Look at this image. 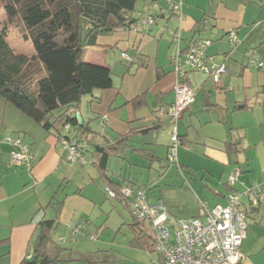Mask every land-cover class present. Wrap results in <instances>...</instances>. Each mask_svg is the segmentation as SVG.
<instances>
[{
    "label": "crops",
    "instance_id": "obj_1",
    "mask_svg": "<svg viewBox=\"0 0 264 264\" xmlns=\"http://www.w3.org/2000/svg\"><path fill=\"white\" fill-rule=\"evenodd\" d=\"M177 1L181 18L171 13L166 0L149 6L144 0L143 17L154 15L153 24L143 31L120 29L99 36L97 47L105 51L82 54L84 61L111 67L106 49L126 51L132 60L127 63L120 56L125 64L120 82L93 91L87 106L82 110L80 102L77 112L99 133L94 142L112 143L127 135L120 150L109 155L106 174L121 185L148 187L152 202L161 200L172 218L202 215L204 205H224L231 190L240 193L245 214H259L264 206V5L260 0ZM230 29L239 39L234 47L226 35ZM193 38L210 39L205 48L208 61L224 62L227 71L215 83L186 68L194 100L174 123L166 110L178 77L170 57L178 48L183 58ZM251 58L262 60V66ZM171 122L180 139L175 171L167 169L172 132L160 137ZM16 133L31 147L33 159L14 164L11 146L0 142V264H20L30 255L40 224L47 219L56 220L48 233L63 248L55 264L72 262L71 247L58 240L69 238L82 216L92 222L96 206L104 208L105 199L110 200L102 190L100 172L94 164L64 160L54 135L0 97V138ZM235 169L240 174L230 185L228 175ZM251 184L258 185L261 198L248 211L244 190ZM58 228L62 232L56 240L51 230ZM246 233L239 264H264V234L253 225Z\"/></svg>",
    "mask_w": 264,
    "mask_h": 264
},
{
    "label": "trees",
    "instance_id": "obj_2",
    "mask_svg": "<svg viewBox=\"0 0 264 264\" xmlns=\"http://www.w3.org/2000/svg\"><path fill=\"white\" fill-rule=\"evenodd\" d=\"M2 1L9 18H21L22 37L30 39L34 52L31 55L15 52L6 40V29H0V97L54 135L58 142L65 140L78 147L88 159L86 163L97 166L103 186L119 193L123 185L113 182L106 174V164L109 155L117 153L119 145L125 144L127 135L112 143L94 142L99 133L92 130L89 122L81 119L82 123H79L76 118L84 95L113 86L112 72L106 65L84 61L82 54L86 47L99 46V36L133 29L145 10H137L138 0ZM147 1L149 6L159 0ZM150 17L155 20L154 15L150 14ZM16 135L23 138L20 133L12 136ZM127 184L148 190L146 186ZM117 200L128 208L124 198ZM131 216L132 221L127 223L132 232L130 244L155 255L153 264H165L155 248L153 235L147 233L143 222ZM55 221L41 222L33 252L20 264H55L59 260L63 248L48 233L54 228ZM37 253L41 259L39 263L33 258Z\"/></svg>",
    "mask_w": 264,
    "mask_h": 264
},
{
    "label": "built area",
    "instance_id": "obj_3",
    "mask_svg": "<svg viewBox=\"0 0 264 264\" xmlns=\"http://www.w3.org/2000/svg\"><path fill=\"white\" fill-rule=\"evenodd\" d=\"M166 2L171 8V13L177 18H181L178 11L179 2L177 0H166ZM260 2L264 5V0H260ZM154 22L155 20L150 16L143 17L133 26V30L143 31ZM226 35L231 47L239 42L235 30H228ZM175 37L177 40L180 39L179 34ZM210 42L211 40L207 38H193L188 42L183 58H180L178 48L176 53L170 57L178 77L174 86V100L166 110L174 123L181 112L194 100V91L185 80L186 68L208 75L215 83H218L221 75L227 71L224 62L210 63L208 61L205 48ZM120 56L126 62L132 60L126 51H122ZM250 61L258 67L263 64V61L258 58H251ZM170 139L168 159L175 161L176 149L180 144L176 127L173 129ZM0 142L11 145L10 156L14 164H28L32 160L30 146L21 136L7 135L1 137ZM60 143L65 155L64 160L80 164L88 162L78 147L65 140H61ZM239 174V169L230 173L228 183L233 185ZM103 189L111 198H124L131 214L151 229L155 248L163 257L165 264L240 263L239 248L247 234V223L245 222V212L240 208V193L237 191L228 192L224 205L215 204L210 208L204 205L202 215L172 218L161 200L151 202L147 192L142 188L125 184L120 188L119 193L106 185L103 186ZM244 194L251 205L256 206L259 203L261 191L257 184L246 186ZM83 227L84 221H81L73 232L75 233Z\"/></svg>",
    "mask_w": 264,
    "mask_h": 264
},
{
    "label": "rangeland",
    "instance_id": "obj_4",
    "mask_svg": "<svg viewBox=\"0 0 264 264\" xmlns=\"http://www.w3.org/2000/svg\"><path fill=\"white\" fill-rule=\"evenodd\" d=\"M143 3L144 0H138L136 2V8L138 11L144 8L145 5ZM1 28L6 29V40L15 52H22L28 55L33 54L34 50L30 39L25 40L22 37L24 27L21 18L19 16L9 18L3 8L2 0H0V29ZM99 50L101 52L105 51L97 46L88 47V49L83 52V55L88 56V52H98ZM105 53L109 56L107 58L108 62L106 63H113L112 67L108 64L112 71V80L118 84L125 71V64L121 62L120 59V51L116 49H106ZM30 86H32V83H30ZM89 98V95H84L82 97L80 107L82 110L87 106V100ZM174 127L175 124L171 122L170 126L165 127L161 131L160 137L163 136V132H167L168 135L169 132L173 131ZM169 160H167V169L175 171L174 161ZM147 195L152 202L154 198L151 190H147ZM108 198L110 200L105 199L104 208L96 206V211L90 216L92 222L85 220L86 217L82 216L83 219L81 220L84 221V230L81 229L75 231V233L72 231V235L75 234L76 236L73 235L72 237V235H69V238L66 237L61 240V238H59V233L62 232V228L51 230L52 237L56 240L59 238L58 241L67 247H71L73 252L72 258L74 260L72 262H58L57 264H85V261L87 264H89L88 262L93 261L97 262V264H153V257H155V255H151L146 249L136 248L130 245L129 240L132 236V232L127 223L132 221V216H130L128 211L122 208L117 202V199L109 196ZM112 203L115 205L114 208L112 207ZM249 204L250 203L247 204L248 211L253 207ZM262 207L263 208L259 214H245V222L247 223L246 231L248 230V227L250 228V225H253L257 230H260L261 233L264 234V206ZM145 227L147 233L151 236V229L146 225ZM244 240L245 238L242 240V243ZM241 245L239 248L240 251ZM63 253L68 254V252ZM61 257L63 258L64 256L62 255Z\"/></svg>",
    "mask_w": 264,
    "mask_h": 264
},
{
    "label": "water",
    "instance_id": "obj_5",
    "mask_svg": "<svg viewBox=\"0 0 264 264\" xmlns=\"http://www.w3.org/2000/svg\"><path fill=\"white\" fill-rule=\"evenodd\" d=\"M76 118H77V120H78L79 123H82V121H81V117H80V114H79L78 112L76 113ZM33 258H34V259H37V260H38V263L41 261V259L39 258V254H38V253L35 254V255L33 256Z\"/></svg>",
    "mask_w": 264,
    "mask_h": 264
}]
</instances>
